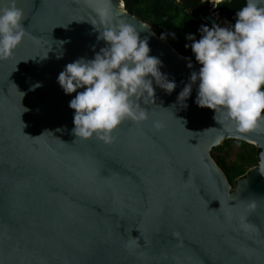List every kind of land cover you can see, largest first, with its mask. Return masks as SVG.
I'll list each match as a JSON object with an SVG mask.
<instances>
[{"label":"water","instance_id":"95a60500","mask_svg":"<svg viewBox=\"0 0 264 264\" xmlns=\"http://www.w3.org/2000/svg\"><path fill=\"white\" fill-rule=\"evenodd\" d=\"M16 6L26 34L0 60V264H264V131L241 133L199 107L195 85L178 99L200 65L123 0ZM102 11L137 29L177 85L168 94L153 83L155 101L140 100L148 119L124 120L111 143L72 135L76 93L57 83L68 63L105 47L92 25ZM226 139L259 149L234 184L212 156Z\"/></svg>","mask_w":264,"mask_h":264},{"label":"clouds","instance_id":"9594fccd","mask_svg":"<svg viewBox=\"0 0 264 264\" xmlns=\"http://www.w3.org/2000/svg\"><path fill=\"white\" fill-rule=\"evenodd\" d=\"M207 2L216 8L224 0ZM23 19L16 0L0 7V60L10 58L24 38ZM92 25L105 47L92 59L81 57L68 63L57 83L66 95L76 93L68 105L73 110L72 135L85 140L95 136L111 143L113 130L124 120L139 123L148 119L140 100L155 101L153 83L168 94L177 85L161 73V60L149 55L147 39H140L132 25L113 20L105 11L100 13L101 26ZM197 31L200 38L188 34L190 43L184 47L191 49L200 67L190 74L178 99L188 98L195 85L199 107L209 108L215 115L220 112L241 133L264 131V5L246 0L236 11L234 23L201 25ZM188 67H192L191 60ZM154 126L163 127L159 122ZM261 168L264 170V161Z\"/></svg>","mask_w":264,"mask_h":264},{"label":"trees","instance_id":"16d2710c","mask_svg":"<svg viewBox=\"0 0 264 264\" xmlns=\"http://www.w3.org/2000/svg\"><path fill=\"white\" fill-rule=\"evenodd\" d=\"M126 9L143 21L149 23L161 37L166 35V40L192 61L195 58L191 49L184 45L190 43L186 40L188 34L200 38L197 31L203 25L201 17L208 13L207 0H123ZM245 0H224L218 8L219 13L234 23L236 11L245 5ZM171 34H174L175 38ZM237 145L234 159H230L233 145ZM259 149L245 141L226 139L212 149V156L222 168L231 184L237 177L246 173L247 169L258 163Z\"/></svg>","mask_w":264,"mask_h":264},{"label":"rangeland","instance_id":"374dc122","mask_svg":"<svg viewBox=\"0 0 264 264\" xmlns=\"http://www.w3.org/2000/svg\"><path fill=\"white\" fill-rule=\"evenodd\" d=\"M203 1H205V0H203ZM218 8H219V6H217L216 8H213V6H212V4L211 3H208V13H210L211 15H216V16H218L219 18H220V20L219 21H222V24H220V26H224V21H225V19H227L226 17H224L221 13H219V11H218ZM228 20V19H227ZM228 21H230V20H228ZM201 22H206L205 21V19H204V16L203 17H201ZM232 22L230 21V24H231ZM237 145L236 144H234L233 145V149L231 150V152H230V159H234V154H235V152L237 151Z\"/></svg>","mask_w":264,"mask_h":264},{"label":"bare ground","instance_id":"6f19581e","mask_svg":"<svg viewBox=\"0 0 264 264\" xmlns=\"http://www.w3.org/2000/svg\"><path fill=\"white\" fill-rule=\"evenodd\" d=\"M213 17L217 20V24H218V25L222 24V21H219L220 18H219L218 16L213 15ZM229 24H230V21H228L227 19H225V21H224V26H228Z\"/></svg>","mask_w":264,"mask_h":264},{"label":"flooded vegetation","instance_id":"af4514ba","mask_svg":"<svg viewBox=\"0 0 264 264\" xmlns=\"http://www.w3.org/2000/svg\"><path fill=\"white\" fill-rule=\"evenodd\" d=\"M205 21H206V20H205ZM202 24H203V25H207V26L211 27V25H210V24H208L207 22H205V23H204V22H202ZM167 41H168V40H167ZM171 44H172V43H171ZM172 46H173L174 48H176V47H175L173 44H172Z\"/></svg>","mask_w":264,"mask_h":264}]
</instances>
